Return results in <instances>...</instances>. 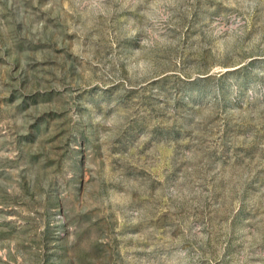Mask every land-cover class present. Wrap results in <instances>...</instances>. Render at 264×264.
Returning <instances> with one entry per match:
<instances>
[{
  "label": "rangeland",
  "instance_id": "obj_1",
  "mask_svg": "<svg viewBox=\"0 0 264 264\" xmlns=\"http://www.w3.org/2000/svg\"><path fill=\"white\" fill-rule=\"evenodd\" d=\"M0 264H264V0H0Z\"/></svg>",
  "mask_w": 264,
  "mask_h": 264
}]
</instances>
